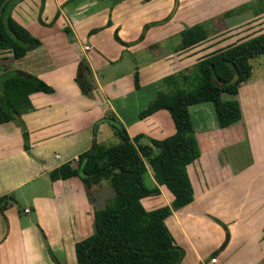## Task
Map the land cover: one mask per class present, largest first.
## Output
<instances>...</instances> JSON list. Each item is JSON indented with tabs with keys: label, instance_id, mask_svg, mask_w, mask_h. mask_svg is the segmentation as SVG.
Returning a JSON list of instances; mask_svg holds the SVG:
<instances>
[{
	"label": "crops",
	"instance_id": "1",
	"mask_svg": "<svg viewBox=\"0 0 264 264\" xmlns=\"http://www.w3.org/2000/svg\"><path fill=\"white\" fill-rule=\"evenodd\" d=\"M41 2L21 0L12 10L40 45L17 59L0 50V68L35 75L53 89L31 93V107L0 124V264H76L74 245L93 232L94 211L100 208L77 175L53 180L50 173L62 164L75 168L93 141L117 142L106 119L110 115L130 138L140 136L142 145L172 135L166 109L144 118L138 114L165 88L164 77L189 59L187 52L178 54L171 20L148 27L141 37L159 14L150 0ZM154 45L156 55L146 51ZM78 70L85 73L81 81ZM235 98L242 118L224 128L217 125L211 101L189 105L198 145L203 139L213 145H199L200 156L186 167L194 199L164 220L184 249L180 264H226L232 257L233 264H264L262 77L239 87ZM241 142L248 144L244 155ZM147 180L154 183L151 171ZM104 182L90 191L108 185ZM158 187L159 194L141 199L146 210L172 201V193ZM155 197L161 201L154 206Z\"/></svg>",
	"mask_w": 264,
	"mask_h": 264
},
{
	"label": "trees",
	"instance_id": "2",
	"mask_svg": "<svg viewBox=\"0 0 264 264\" xmlns=\"http://www.w3.org/2000/svg\"><path fill=\"white\" fill-rule=\"evenodd\" d=\"M21 0H0V50L15 59L40 45L29 30L18 23L11 12ZM44 0H42L43 2ZM163 23V22H161ZM143 28L141 37L147 25ZM178 49H185L208 38L201 25L179 32ZM264 54V32L218 50L195 64L192 75L178 71L164 77L165 88L158 91L148 106L138 114L144 118L166 109L175 131L164 139H151V145L138 143L140 136L130 138L114 115L107 116L115 143L93 141L78 155L77 166L62 164L50 173L54 179L77 175L86 189L107 180L114 189L113 199L94 211L93 232L74 245L76 264H180L184 249L177 244L165 218L194 199L187 165L200 156L189 112V105L211 101L217 125L228 127L242 118L235 98L241 82L250 71L241 62ZM88 71V67H83ZM85 73L78 70L79 81ZM134 81L137 87L138 75ZM191 82L193 89L182 85ZM86 84V81L82 80ZM82 87L84 89V86ZM52 87L35 75L6 66L0 68V124L17 119L31 107L30 94L51 93ZM84 91V90H83ZM230 97L222 98V95ZM151 171L154 183H147ZM164 185L173 195L169 205L146 210L141 199L160 193ZM0 198V211L4 209Z\"/></svg>",
	"mask_w": 264,
	"mask_h": 264
},
{
	"label": "rangeland",
	"instance_id": "3",
	"mask_svg": "<svg viewBox=\"0 0 264 264\" xmlns=\"http://www.w3.org/2000/svg\"><path fill=\"white\" fill-rule=\"evenodd\" d=\"M150 1L154 3L152 5V11H158L157 13H159L156 15V17H154L155 19L153 22L156 24H162L161 22L165 23L171 20L170 24H172V26L174 27V31L178 32H176L173 37V43L176 45V48L180 43L179 32L181 30L195 24L201 25L206 28L208 34V38L206 40L192 45L188 47V49H180V52H178V54L180 55L181 53L187 52L185 56L186 58L189 57V59L184 62L186 66L179 71L188 73L190 75H192L194 72L195 64H197L201 59L213 53H216L220 49H224L230 45L236 44L239 41L248 39L252 36L264 32V0ZM156 24L147 25V28ZM146 51L152 53V55L157 54L155 45L154 47L149 48ZM240 65L242 69H244L245 67L249 69L250 76L247 81L241 82L239 87L252 82L257 77H262V79L264 80V54L249 58L247 61L243 60ZM110 70H112V67H110ZM194 85H191L190 82L186 85H182V87L185 89H193ZM224 97L230 96H227L226 94L222 95V98ZM199 145H201L202 147H208L213 144L211 140L203 139L202 142L199 141ZM237 146H239L240 148L241 155L245 154L244 151H248L247 142H241V144L239 143ZM221 147L224 150L226 149L224 145H221ZM239 160L246 159L241 157L239 158ZM147 183H150L149 180H147ZM106 184L108 185L103 186L99 191H96L94 189L92 191L88 189L87 191L89 200L92 201L98 208L104 207L114 197V189L109 185V183ZM31 186V184L27 185L24 190L27 189V187L31 188ZM28 191H26V193ZM146 200L147 199L144 200V206H147ZM154 201L155 206L158 205L161 200L160 198L155 197ZM235 260L236 257H232L230 261L226 262V264H233ZM60 262L64 263L62 260H60ZM259 263L263 264V262L261 261ZM219 264H223L222 260L219 261ZM236 264L243 263L237 261Z\"/></svg>",
	"mask_w": 264,
	"mask_h": 264
},
{
	"label": "built area",
	"instance_id": "4",
	"mask_svg": "<svg viewBox=\"0 0 264 264\" xmlns=\"http://www.w3.org/2000/svg\"><path fill=\"white\" fill-rule=\"evenodd\" d=\"M85 49H88V46H86ZM25 211H27V209ZM215 261H216V259L214 257H212L210 260L211 263H214Z\"/></svg>",
	"mask_w": 264,
	"mask_h": 264
}]
</instances>
